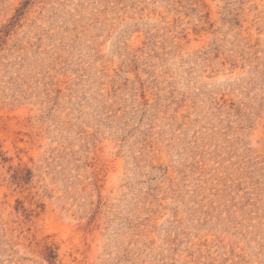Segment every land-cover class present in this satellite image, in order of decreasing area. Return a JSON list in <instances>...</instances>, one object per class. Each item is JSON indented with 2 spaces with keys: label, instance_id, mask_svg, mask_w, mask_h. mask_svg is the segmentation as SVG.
I'll list each match as a JSON object with an SVG mask.
<instances>
[{
  "label": "rangeland",
  "instance_id": "rangeland-1",
  "mask_svg": "<svg viewBox=\"0 0 264 264\" xmlns=\"http://www.w3.org/2000/svg\"><path fill=\"white\" fill-rule=\"evenodd\" d=\"M0 264H264V0H0Z\"/></svg>",
  "mask_w": 264,
  "mask_h": 264
}]
</instances>
